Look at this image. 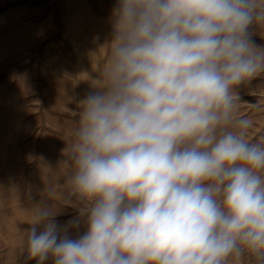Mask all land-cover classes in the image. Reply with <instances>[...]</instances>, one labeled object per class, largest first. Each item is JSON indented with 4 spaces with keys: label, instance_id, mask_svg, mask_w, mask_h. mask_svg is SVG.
<instances>
[{
    "label": "clouds",
    "instance_id": "9594fccd",
    "mask_svg": "<svg viewBox=\"0 0 264 264\" xmlns=\"http://www.w3.org/2000/svg\"><path fill=\"white\" fill-rule=\"evenodd\" d=\"M259 20L264 0H117L68 155L89 207L61 225L37 204L26 261L264 264V142L234 119L264 72Z\"/></svg>",
    "mask_w": 264,
    "mask_h": 264
},
{
    "label": "rangeland",
    "instance_id": "374dc122",
    "mask_svg": "<svg viewBox=\"0 0 264 264\" xmlns=\"http://www.w3.org/2000/svg\"><path fill=\"white\" fill-rule=\"evenodd\" d=\"M117 0H0V264L26 261L27 229L39 203L63 225L89 203L69 182L77 102L103 86ZM264 46V20L253 25ZM234 119L264 142V72L237 89ZM81 222L71 235L82 234ZM50 264V262H49ZM232 264H255L245 256Z\"/></svg>",
    "mask_w": 264,
    "mask_h": 264
}]
</instances>
